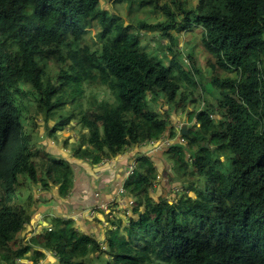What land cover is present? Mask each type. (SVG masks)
<instances>
[{"label": "trees", "instance_id": "16d2710c", "mask_svg": "<svg viewBox=\"0 0 264 264\" xmlns=\"http://www.w3.org/2000/svg\"><path fill=\"white\" fill-rule=\"evenodd\" d=\"M195 26L209 78L180 50ZM148 32L165 46L147 49ZM204 79L214 100L201 106ZM87 87L112 96L93 97L94 118L82 109ZM181 118L190 129L177 135ZM78 124L80 140L64 136ZM151 142L160 150L139 155L124 184L135 198L128 234L114 222L104 249L70 229L73 218L39 221L73 186L74 159L96 164ZM164 173L170 195L157 199ZM45 249L59 264L100 254L107 264H264V0H0V264H39Z\"/></svg>", "mask_w": 264, "mask_h": 264}, {"label": "crops", "instance_id": "0c3cea01", "mask_svg": "<svg viewBox=\"0 0 264 264\" xmlns=\"http://www.w3.org/2000/svg\"><path fill=\"white\" fill-rule=\"evenodd\" d=\"M158 145L156 142H151L143 145L145 147L141 149L130 148L118 156L104 159L96 164L88 163L81 159H74L75 172L71 191L62 197L60 202H49L47 204L49 207L44 214L47 215L49 209L53 207L57 216L63 215L67 219L73 218L72 222L79 226L82 232L91 233L100 242L104 241L111 224L115 222V225H117L121 220L120 216L133 213L131 208L127 212L124 211L120 200L123 199V202H127L128 197L119 194L121 185L130 176L128 173L129 166L136 163V158L139 155H145L149 151L160 150L161 146L159 147ZM52 149H54V146H52ZM81 170L83 173H81ZM80 176L85 178H79ZM158 176L159 178L156 181L157 195H155L157 199L161 196L170 195L168 194L169 190L163 188L167 174L164 173L165 177H161V174ZM103 202L110 205L109 210L98 208L95 212L89 211L91 207ZM111 211L115 217L109 219L108 214ZM42 217H39V221H43ZM97 217L101 218L102 221H99ZM91 257H93V254ZM95 257H98V255ZM42 259L47 261L48 264H59L58 261L51 258L50 253L49 256L47 254L46 258ZM42 259H40L39 264H45L44 261H41Z\"/></svg>", "mask_w": 264, "mask_h": 264}, {"label": "rangeland", "instance_id": "374dc122", "mask_svg": "<svg viewBox=\"0 0 264 264\" xmlns=\"http://www.w3.org/2000/svg\"><path fill=\"white\" fill-rule=\"evenodd\" d=\"M105 7H108L110 11L118 13L121 16H123L126 22H129L131 18L133 19L136 17L133 14L134 10H130L129 5L126 2L109 1L105 4ZM138 18H140V17H138ZM202 33H203L202 28L198 27V26H195L194 29H192V30L182 32L183 37H182V42H181L182 45H180V50L182 53L185 54V57H187L188 54H190V52H192V51H193L192 52L193 54L196 53L198 55L197 57L199 59L200 65H201L202 69L204 70V75L207 78H209L213 73L212 68H211V66H210V64L206 58L207 57L206 54L199 50L200 38L202 36ZM145 34H147V36L145 35V37L142 39V44L144 46H146L147 49H151V48L160 49L161 47L165 46L163 39L155 36L151 32H148ZM86 38L93 45H95V42H96L95 30L92 29L91 31H89V33L86 35ZM149 51L152 52V50H149ZM155 52H156V50H155ZM162 54H164V53H162ZM205 79H204L203 83L205 84V87L207 88V86H208L209 89L204 93H202L201 88L197 89V93L200 96L203 95L202 98L200 99L201 106H204V104L206 103V101H208V99L214 100L213 90H212V88L210 89V81H208V79L207 80H205ZM207 92H210L209 95ZM93 97H97L99 99H101V98H105V99L108 98L110 100L112 99V96L110 95V93L108 91H106L105 89H96V88H92V87H89V88L87 87L86 95H85V98L82 102V109L91 118H94V116H95V111L92 109V107L90 105V101L93 100ZM152 105L156 109H159L160 104L158 102L152 101ZM74 122H77V120H75ZM185 124H187V123H185L182 118L178 121V123L176 125V127L178 128V134L177 135H183V132H188V130L190 129L189 128L190 124H187V125H185ZM39 129L40 128H37V130H39ZM82 129L83 128L81 127V125L78 124L75 128H72V129L70 127H67V129L65 130V132H63V134H64V136L73 135L74 139L78 141L81 138L82 131L83 132L87 131V128L83 129V130ZM42 130L43 131H41V133H42L41 137L44 138L47 136L48 131H47V129H45L44 126H42ZM181 139L184 141V138H181ZM38 140L40 141L42 139L40 137H38ZM167 141L168 140H166V142ZM62 144H63V141H59V142L52 141V146H54V150H56V151H57V148L59 146H61ZM77 144H79V143L77 142ZM66 149H67V151H70L71 146L69 145L68 147H66ZM81 173H83L82 170H81ZM79 178H85V177L80 176ZM175 190H179V189L175 188ZM70 191H71V187H70ZM181 192H182V190H181ZM107 206H108V204L106 202H103L100 204L101 208H105ZM41 208L43 209V207H41ZM56 217H58V216L54 212V208L51 207L49 209V212L47 215L43 214L42 220H43V222L49 221L50 223L51 222L55 223ZM61 218H65L66 220H68L66 217H61ZM120 218H121V220L117 224L119 226V230L121 232L128 234L129 222H130L128 214H124L123 216H120ZM117 225H116V227H117ZM70 229H75V231L78 233L82 232V230H80L79 227L76 226L74 222H72L70 224ZM35 246L38 250H41V251L44 250V247L41 244L35 245ZM45 251L49 255L50 249H45ZM29 255H30V252L28 253V256ZM33 260H35V258H34V256L31 255V257L29 259H27L26 262H27V264H34ZM41 261H44V259H42ZM44 262H45V264H48L47 261H44ZM87 262H89L88 264H107V257L104 256V254H100L98 257H94V259L92 261L93 263L91 262L90 259H88Z\"/></svg>", "mask_w": 264, "mask_h": 264}, {"label": "built area", "instance_id": "2783aa9c", "mask_svg": "<svg viewBox=\"0 0 264 264\" xmlns=\"http://www.w3.org/2000/svg\"><path fill=\"white\" fill-rule=\"evenodd\" d=\"M135 169H136L135 164L130 165V167H129V174H132V173L134 172ZM127 192H128V190L126 189L125 185H122V186L120 187L119 194H120L121 196H123V194H124V195H125V194L127 195V194H128ZM122 200H123V199L120 200V204L123 205V207L125 208V207L127 206V202H123ZM128 202H129V205H133V204L135 203V199H134V198H130V200H129ZM107 204H108V203H107ZM98 207L101 208L100 205H99ZM102 209H104V210H109V204H108L107 207L102 208ZM108 216H109L110 218H113V217H114V213L111 211V212H109Z\"/></svg>", "mask_w": 264, "mask_h": 264}, {"label": "clouds", "instance_id": "9594fccd", "mask_svg": "<svg viewBox=\"0 0 264 264\" xmlns=\"http://www.w3.org/2000/svg\"><path fill=\"white\" fill-rule=\"evenodd\" d=\"M130 167V166H129ZM128 173H129V170H128ZM132 174H130V176H131ZM129 176V177H130ZM125 184V182L123 183V185ZM122 186V185H121ZM125 196H126V194H125ZM135 199V198H134ZM130 199H128L127 200V206L125 207V208H123L124 209V211L125 212H127L128 210H129V208H133V206H134V204L133 205H129V201ZM101 204V203H100ZM99 204V205H100ZM110 206V205H109ZM97 208H99V207H97ZM102 209V208H101ZM133 210V209H132ZM91 212H94V211H91ZM115 217V216H114ZM112 227H113V224H112ZM109 229H110V227H109ZM100 244L102 245V247L105 249L106 247H107V243H105L104 241H102V242H100Z\"/></svg>", "mask_w": 264, "mask_h": 264}, {"label": "water", "instance_id": "95a60500", "mask_svg": "<svg viewBox=\"0 0 264 264\" xmlns=\"http://www.w3.org/2000/svg\"><path fill=\"white\" fill-rule=\"evenodd\" d=\"M185 125H187V124H185ZM184 133H187V132H183V134H184ZM21 234H22L21 231H19V232L17 233V238H19V237L21 236Z\"/></svg>", "mask_w": 264, "mask_h": 264}]
</instances>
